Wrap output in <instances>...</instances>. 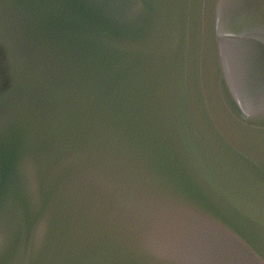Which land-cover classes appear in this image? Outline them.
Masks as SVG:
<instances>
[{
    "label": "water",
    "instance_id": "1",
    "mask_svg": "<svg viewBox=\"0 0 264 264\" xmlns=\"http://www.w3.org/2000/svg\"><path fill=\"white\" fill-rule=\"evenodd\" d=\"M0 264H264V0H0Z\"/></svg>",
    "mask_w": 264,
    "mask_h": 264
}]
</instances>
